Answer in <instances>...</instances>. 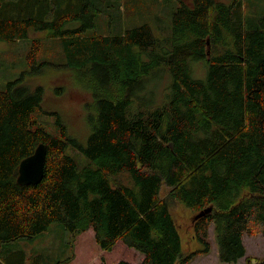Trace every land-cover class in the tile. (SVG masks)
Wrapping results in <instances>:
<instances>
[{
	"label": "trees",
	"instance_id": "obj_1",
	"mask_svg": "<svg viewBox=\"0 0 264 264\" xmlns=\"http://www.w3.org/2000/svg\"><path fill=\"white\" fill-rule=\"evenodd\" d=\"M104 1L0 0V41L61 39L63 66L91 90L96 112L84 146L60 116L56 134L35 117L42 88L17 81L0 90V264H28L24 252L2 256L3 248L55 223L73 236L91 229L103 251L122 241L142 255L136 264H190L210 253L213 226L219 260L236 263L243 235L264 236V16L247 15L244 0H178L168 35L145 23L86 37ZM43 42L31 41L29 74L48 64L38 63ZM194 62L206 67L204 80L192 77ZM162 68L172 79L167 102L134 108L135 92ZM40 144L43 178L21 185L19 165ZM173 202L194 213V252L182 251Z\"/></svg>",
	"mask_w": 264,
	"mask_h": 264
},
{
	"label": "rangeland",
	"instance_id": "obj_2",
	"mask_svg": "<svg viewBox=\"0 0 264 264\" xmlns=\"http://www.w3.org/2000/svg\"><path fill=\"white\" fill-rule=\"evenodd\" d=\"M105 0L99 5L100 12L96 14L95 26L86 30V37L94 33L99 35H119L133 27L149 24L158 37L168 35L171 30L172 13L177 7L178 0ZM192 4L193 0H182ZM226 5L234 0H217ZM245 12L255 18L264 16V0H244ZM81 22L68 24L67 29L79 27ZM41 38L44 42L38 56V63L48 64L39 74H29L26 56L31 41ZM67 59L62 52L61 39L45 38L42 32H33L28 39L18 41H0V90L9 83L17 82L29 92L42 88L43 96L40 107L35 111V117L50 132L56 134L55 120L57 115L67 126L68 133L76 140L86 145L92 132L96 112L92 109L94 96L91 90L82 85L76 78L75 72L67 66ZM192 77L204 80L207 75L202 62L192 64ZM171 76L166 69H160L142 84L133 96L134 108H158L167 102ZM68 152L75 156L79 151L69 146ZM79 161L86 162L79 155ZM167 192L162 188L161 196ZM172 216L178 226L183 253L194 252L201 248L194 237L192 218L194 213L184 206L173 202ZM60 223L52 224L49 230L31 240L20 239L3 248V253L10 247L12 250L24 252L28 264H117L120 261L139 263L142 260L140 252L127 247L118 241L111 251H103L95 243L94 232L90 229L82 235L73 236ZM210 253L194 258L190 264H251L264 259V236L243 235L246 254L236 263H222L218 256V246L209 228ZM2 253V256H3Z\"/></svg>",
	"mask_w": 264,
	"mask_h": 264
},
{
	"label": "water",
	"instance_id": "obj_3",
	"mask_svg": "<svg viewBox=\"0 0 264 264\" xmlns=\"http://www.w3.org/2000/svg\"><path fill=\"white\" fill-rule=\"evenodd\" d=\"M46 147L44 144H40L33 155L25 158L21 161L18 169V183L21 185H36L40 183L43 178L44 165L46 161ZM211 208L200 213L198 216H202L205 213H209Z\"/></svg>",
	"mask_w": 264,
	"mask_h": 264
},
{
	"label": "crops",
	"instance_id": "obj_4",
	"mask_svg": "<svg viewBox=\"0 0 264 264\" xmlns=\"http://www.w3.org/2000/svg\"><path fill=\"white\" fill-rule=\"evenodd\" d=\"M13 251H15V250H12L10 247H8L7 251H5L3 253V256L6 255L8 252H13Z\"/></svg>",
	"mask_w": 264,
	"mask_h": 264
},
{
	"label": "bare ground",
	"instance_id": "obj_5",
	"mask_svg": "<svg viewBox=\"0 0 264 264\" xmlns=\"http://www.w3.org/2000/svg\"><path fill=\"white\" fill-rule=\"evenodd\" d=\"M209 209V208H208Z\"/></svg>",
	"mask_w": 264,
	"mask_h": 264
}]
</instances>
